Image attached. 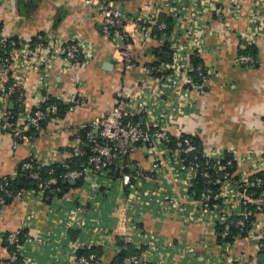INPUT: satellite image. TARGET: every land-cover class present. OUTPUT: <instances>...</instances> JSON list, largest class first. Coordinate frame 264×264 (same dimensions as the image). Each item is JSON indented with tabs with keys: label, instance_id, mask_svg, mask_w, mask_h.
I'll list each match as a JSON object with an SVG mask.
<instances>
[{
	"label": "built area",
	"instance_id": "2783aa9c",
	"mask_svg": "<svg viewBox=\"0 0 264 264\" xmlns=\"http://www.w3.org/2000/svg\"><path fill=\"white\" fill-rule=\"evenodd\" d=\"M81 1L102 16V36L115 48L113 61L126 70L138 67L144 79L130 94L119 93L116 107L105 116L69 128L74 144L67 159L58 158L59 150L52 157H42L33 146L32 155L22 162V172L38 183L36 190L10 188L18 171L1 177L0 216L11 202L27 195L43 203L48 198L49 203L44 229L31 233V215L16 230L2 234L8 248L0 264H243L233 255L243 233L264 253V220L258 219L264 217V177L258 176L264 173V155L256 150L241 156L232 149L206 148L197 132L181 124L182 119L200 115L198 99L208 96V83L217 75L214 68L192 64V58L207 52L201 18L210 11L223 22L228 9L207 0H166L167 17L172 21L167 35L168 24L160 22L157 13L128 12L113 0ZM230 10L239 14L241 8L236 3ZM251 15L250 30L235 60L239 66L260 65L246 50L256 38L264 37V0L256 2ZM155 27L160 32L155 42L160 49L168 46L170 61L140 67L134 50L152 40ZM94 58L93 46L84 39L67 41L41 32L21 41L4 35L0 26L4 74L0 132L12 131L14 149L23 142L33 144L48 124L59 126L83 103L76 93L50 96L49 69L54 65L63 71L86 67ZM32 70L40 73L35 98L41 102L29 110L24 88ZM11 104L20 109L15 124L10 123ZM54 164L64 168L59 179L71 187L63 196H59L62 189L54 188L58 184L51 169ZM43 168L50 169L47 177ZM199 179L204 184L197 191ZM146 217L211 227L223 241L231 237L232 226L239 235L231 237V243L220 242L217 253L201 256L197 248L208 247L205 241L175 244L146 231ZM218 227H223L220 235ZM117 240L137 252L119 262L105 257L102 251L112 247L122 253V248L114 246Z\"/></svg>",
	"mask_w": 264,
	"mask_h": 264
},
{
	"label": "crops",
	"instance_id": "0c3cea01",
	"mask_svg": "<svg viewBox=\"0 0 264 264\" xmlns=\"http://www.w3.org/2000/svg\"><path fill=\"white\" fill-rule=\"evenodd\" d=\"M113 1L128 12L157 13L159 18L161 14H168L166 0ZM257 1L207 0L208 4L215 3L228 9L223 22L218 21L210 11L201 18L206 27L204 42L207 52L199 59L205 68H214L217 75L208 83V96L198 99L202 110L200 115L181 120L183 127L199 134V141L204 147L232 149L241 156L255 150L264 155V37H258L251 43L258 50V67L239 66L235 62L240 54L239 46L250 30L251 13ZM236 3L241 8L239 14L230 10ZM0 26L2 33L10 39L25 41L46 32L67 41L84 39L95 52V58L86 67L63 71L59 65H54L48 71L50 96L55 98L76 93L83 100L82 105L74 113L68 114L59 126L48 124L33 144L23 142L16 149L12 131L0 132V178L14 174L18 165L32 155L33 146L42 157H52V153L59 150L61 154L58 158L67 159L74 144V135L69 128L89 124L105 116L116 107L119 93L130 94L144 79L145 74L138 67L126 70L116 62L109 66L108 60L115 48L111 41L102 36V16L81 0H0ZM155 38L134 50V60L138 66L161 62L160 47ZM39 74L36 70L30 71L24 88L29 110L41 102L35 98ZM3 77L0 69V79ZM45 212L46 205L28 195L6 207L0 216V259L7 257L2 234L16 230L31 215L34 216L31 233L35 234L46 227ZM258 219L264 220V217ZM143 227L175 244L183 241L198 245L200 241H205L208 247H198L197 255L219 251V241L211 227L183 225L181 222L160 221L151 217L145 218ZM114 246L122 248V252L135 251V247L126 246L121 240H117ZM125 246L127 250H124ZM102 252L109 259L119 255L114 247ZM233 255L241 258L243 264H264V253L249 238L235 242Z\"/></svg>",
	"mask_w": 264,
	"mask_h": 264
},
{
	"label": "trees",
	"instance_id": "16d2710c",
	"mask_svg": "<svg viewBox=\"0 0 264 264\" xmlns=\"http://www.w3.org/2000/svg\"><path fill=\"white\" fill-rule=\"evenodd\" d=\"M159 21L160 22H165L168 24V30L165 32V34L169 35L170 34V31H171V27H172V21L171 19H169L165 14H161L160 15V18H159ZM154 35L155 36H159L160 35V32L157 31V28L155 27V32H154ZM246 53L249 54V55H252L254 57L257 58V53H258V50L257 49H254L253 46L249 47L247 50H246ZM160 57H161V61L163 62H169L170 61V52H169V48L168 46H164L160 49ZM192 64L197 67V66H200L201 65V60L198 58V57H194L192 58ZM254 67H258V66H254ZM16 97H14L12 99V101L15 103L16 101ZM52 102V101H50ZM49 102V103H50ZM49 103L45 104V106H47ZM20 112V109L15 105L14 109H12L10 111L11 113V120H10V123L12 124H15L16 123V119L18 118V114ZM64 112V108H62L61 112H60V115ZM46 123H43L42 125L45 126ZM83 161H85V159L83 160H78L79 163H82ZM24 162V161H23ZM52 170H54V175L53 177L56 178L58 180V184L57 186H54V188H60L62 189L63 192H61L59 194V196H63L65 194H67L70 190H71V187L66 184L63 180L59 179V176L63 174L64 172V168L62 166H60L59 164H54L52 167H51ZM49 168H43L42 169V174L44 175V177H47L48 176V172H49ZM17 171H18V177L16 180H14L12 183H11V186L10 188L13 190V191H18V190H21V189H25V190H36L38 188V183L31 180L29 178V176L22 172V163L20 165H18L17 167ZM258 176L260 177H264V173H260L258 174ZM1 179V178H0ZM203 180L199 179L197 180V183H196V186H195V189L197 191H200L202 188H203ZM253 192L254 193H259V189L257 188H254L253 189ZM48 198H46V200L44 201V205H48L49 203V200H47ZM12 203V202H11ZM10 203V204H11ZM253 219V218H252ZM235 220H237V218H235ZM222 228L223 227H218L217 228V232L221 233L222 231ZM248 229H249V226H248ZM230 234H231V237L233 238L234 236L236 235H239V231L235 228V226H232L231 229H230ZM246 234L243 233L242 234V237L245 238ZM228 238L227 240H222L220 237H218V241L219 243L220 242H226V243H231L233 242V239L232 238ZM3 246L6 248L7 247V244L5 242H3ZM92 252V251H90ZM137 252V250L135 249V251H123L121 254H119L116 258H115V261L116 262H119L124 256H128V255H132V254H135Z\"/></svg>",
	"mask_w": 264,
	"mask_h": 264
},
{
	"label": "water",
	"instance_id": "95a60500",
	"mask_svg": "<svg viewBox=\"0 0 264 264\" xmlns=\"http://www.w3.org/2000/svg\"><path fill=\"white\" fill-rule=\"evenodd\" d=\"M108 64H109V66H113L115 64L112 57L109 58ZM106 70H109V69H106ZM10 108L13 109V104L10 105ZM72 185H75V184L73 183ZM119 244L122 245V242H119Z\"/></svg>",
	"mask_w": 264,
	"mask_h": 264
}]
</instances>
